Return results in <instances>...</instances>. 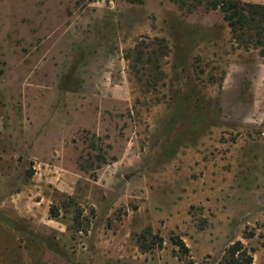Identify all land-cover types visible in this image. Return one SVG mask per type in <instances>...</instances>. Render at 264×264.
Instances as JSON below:
<instances>
[{
	"label": "rangeland",
	"instance_id": "374dc122",
	"mask_svg": "<svg viewBox=\"0 0 264 264\" xmlns=\"http://www.w3.org/2000/svg\"><path fill=\"white\" fill-rule=\"evenodd\" d=\"M31 183L44 231L0 213V264H264L261 50L172 0H0V203Z\"/></svg>",
	"mask_w": 264,
	"mask_h": 264
},
{
	"label": "trees",
	"instance_id": "16d2710c",
	"mask_svg": "<svg viewBox=\"0 0 264 264\" xmlns=\"http://www.w3.org/2000/svg\"><path fill=\"white\" fill-rule=\"evenodd\" d=\"M190 11L202 7L206 11H220L228 23L234 40L246 49H260L264 56V5L241 0H172ZM106 162V158H103ZM52 215L59 213L52 210ZM81 229L80 231H83ZM179 245L188 249L183 240ZM254 250H250L242 241L232 244L226 251L220 264H254ZM192 264H194L192 262Z\"/></svg>",
	"mask_w": 264,
	"mask_h": 264
},
{
	"label": "crops",
	"instance_id": "0c3cea01",
	"mask_svg": "<svg viewBox=\"0 0 264 264\" xmlns=\"http://www.w3.org/2000/svg\"><path fill=\"white\" fill-rule=\"evenodd\" d=\"M44 173L49 178L50 183L55 182V174L49 168L43 169ZM50 173H53L50 177ZM39 172H37V175ZM68 188H63L59 185V191L63 194L74 195V189L79 181V174H72ZM36 180V179H35ZM37 181V180H36ZM44 186L41 183H31V185L22 188L20 191H15L4 198L0 203V213L7 216L11 220L22 221L31 229V234H40L44 231L45 220L48 218L51 206L50 202H45ZM48 214V215H47Z\"/></svg>",
	"mask_w": 264,
	"mask_h": 264
}]
</instances>
